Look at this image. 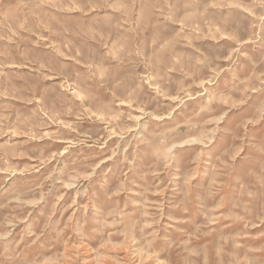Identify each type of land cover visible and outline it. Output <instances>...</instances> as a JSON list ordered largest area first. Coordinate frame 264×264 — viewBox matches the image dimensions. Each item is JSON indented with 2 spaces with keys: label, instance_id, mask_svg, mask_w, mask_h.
Here are the masks:
<instances>
[{
  "label": "rangeland",
  "instance_id": "1",
  "mask_svg": "<svg viewBox=\"0 0 264 264\" xmlns=\"http://www.w3.org/2000/svg\"><path fill=\"white\" fill-rule=\"evenodd\" d=\"M0 264H264V0H0Z\"/></svg>",
  "mask_w": 264,
  "mask_h": 264
}]
</instances>
